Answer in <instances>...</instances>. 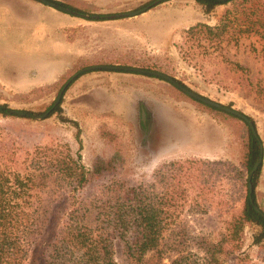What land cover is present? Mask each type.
<instances>
[{
	"label": "trees",
	"instance_id": "trees-1",
	"mask_svg": "<svg viewBox=\"0 0 264 264\" xmlns=\"http://www.w3.org/2000/svg\"><path fill=\"white\" fill-rule=\"evenodd\" d=\"M51 1L77 12H90L71 0ZM196 2L210 12L219 4H236L238 0ZM235 10V5L226 8L216 25L198 22L189 27L184 31L185 40L201 32L209 38L229 34ZM251 14L255 18L239 31L255 34L264 42V13L254 9ZM229 63L238 73L237 83L248 92L255 91L248 67L237 61ZM124 64L154 69L144 63ZM69 78L64 75L61 80ZM55 85L40 90L49 93ZM172 86L178 99H189L218 122L236 129L235 160L173 159L161 163L148 178L137 179L126 169L127 159L119 152L96 155L87 166L69 144L46 142L28 147L9 124L0 122V264H166L164 260L176 249L179 252L167 264H248L244 250L247 226L258 227L253 243L264 247V217L255 208L257 204L264 212L257 197L263 164L251 178L260 141L240 117ZM11 110L3 104L0 116L24 120L36 114L25 110L23 116ZM60 110L61 102L47 107L49 116ZM100 133L109 143L119 141V135L105 123ZM212 210L228 216L226 232L202 255L193 249L199 240L189 232L186 218Z\"/></svg>",
	"mask_w": 264,
	"mask_h": 264
},
{
	"label": "rangeland",
	"instance_id": "rangeland-1",
	"mask_svg": "<svg viewBox=\"0 0 264 264\" xmlns=\"http://www.w3.org/2000/svg\"><path fill=\"white\" fill-rule=\"evenodd\" d=\"M71 1L81 4L89 13L106 15L141 9L155 0ZM184 1L167 0L155 5L147 11L149 16L146 18L134 16L89 20L71 15L74 23L68 28L65 37L75 46L76 63L65 74L66 78L81 68L100 62L114 65H125L124 62L144 63L154 67L153 70L183 81L193 91L251 117L264 144V42L255 34L239 31L247 27L250 18H255L251 14L252 10L264 13V0H238L236 4H219L206 13L204 22L216 25L225 9L235 5L229 34L209 38L205 32H201L185 40L184 31L178 28L171 42L164 39L158 42L148 31L153 19L161 15L163 8L170 3L182 5ZM200 7L205 9L202 5ZM230 60L248 67L247 75L256 86L255 91L248 92L237 83L238 73L231 68ZM111 71H89L77 78L75 85L71 88L69 86L64 92L61 110L45 118L37 116L49 113L47 107L57 99L65 83L63 80L57 82L55 89L49 93L44 90L14 93L0 88L1 105L7 104L11 109L32 110L36 113L33 119L24 120L0 116V122L9 124L20 139L24 138L23 144L28 147L46 142L69 144L73 152L81 154L87 166L96 155L108 156L119 152L125 155L126 169L133 177L148 178L169 155L158 145L157 126L148 127L147 119L143 127L140 107L137 104L131 107L130 93L133 91L136 99L146 101L145 107L148 109L152 108V100H156L154 102L159 101L163 109L183 111L185 117L190 116L192 120L198 121L192 126L189 137L179 136L174 139V145H167H180L173 152V155H178L175 157L237 158L236 129L231 124L218 122L187 98L178 99L172 84L164 79L146 74ZM40 112L43 113L38 114ZM154 112H157L155 108ZM104 123L119 135L118 143H109L101 136L100 127ZM198 141L208 144L200 145ZM198 145L204 148L199 149ZM198 154L205 157L194 156ZM262 164L264 170V158ZM262 177L258 188L264 182ZM261 193L259 190V195ZM226 219L228 216L220 215L217 210L187 217L189 232L199 240L197 249L195 246L193 249L202 254L211 243L219 241L226 232ZM257 230L255 225L245 229L244 250L248 255V264H264V247L260 248L253 243V234ZM178 252V249L172 250L174 254L163 263H169ZM117 257L120 262H124L121 255Z\"/></svg>",
	"mask_w": 264,
	"mask_h": 264
},
{
	"label": "crops",
	"instance_id": "crops-1",
	"mask_svg": "<svg viewBox=\"0 0 264 264\" xmlns=\"http://www.w3.org/2000/svg\"><path fill=\"white\" fill-rule=\"evenodd\" d=\"M184 2L182 5L170 3L163 8L161 15L153 19L148 31L158 42L164 39L169 43L178 28L185 31L196 23L206 20L207 12L196 0ZM147 14L146 11L137 16L146 18L149 16ZM71 15L37 0H0V88L12 90L14 93H30L55 85L61 80L76 63L75 46L65 37L68 28L74 23ZM63 36L65 38H62ZM120 72L131 74V72ZM76 81L74 80L69 88L73 87ZM135 97L132 91L131 107L143 101L142 98ZM154 101L156 100H152L150 106L152 111L156 109L155 114L159 122L157 121V125L154 123L153 127L157 126L160 149H164L169 155L162 161L163 163L178 158L173 152L180 145L169 147L167 145L169 143L174 145V139H178L179 136L189 137L192 126L198 121L192 120L190 116L185 117L186 113L183 111L165 110L158 100V103ZM198 142L200 145L208 144L205 141ZM197 147L204 148L199 145ZM194 156L205 157L199 154ZM262 176L264 179L263 174ZM258 187V201L264 207V182L260 188ZM259 190L262 191L260 195Z\"/></svg>",
	"mask_w": 264,
	"mask_h": 264
},
{
	"label": "water",
	"instance_id": "water-1",
	"mask_svg": "<svg viewBox=\"0 0 264 264\" xmlns=\"http://www.w3.org/2000/svg\"><path fill=\"white\" fill-rule=\"evenodd\" d=\"M40 2L54 7L56 9H59L61 11H64L66 13L72 14V15H76L79 17H82L84 19H89V20H101V18H106V19H118V18H125V17H134L137 15H140L141 13H144L146 11H148L149 9H151L152 7H154L155 5H158L164 1L167 0H155L153 1V3L141 8V9H135V10H131V11H126V12H120V13H115V14H106L101 16V14L99 13H81V12H77L74 11L68 7H65L63 5H60L56 2H53L51 0H39ZM221 2H228L231 0H219ZM92 70H116V71H125V72H132V73H139V74H146V75H151V76H155L161 79H164L166 81H168L169 83H172L173 85H175L176 87H178L179 89H181L183 92L187 93L189 96L193 97L194 99L203 102L207 105H210L212 107H215L217 109H220L222 111L234 114L238 117H240L241 119H243L244 121H246V123L249 125L252 133L257 137V139L260 141L259 145H260V155L258 157V159L256 160L252 170H251V178L253 177L254 173L256 172L257 168L259 167L260 164H262L263 162V158H264V144L258 134L257 128L253 122V120L246 115L245 113L234 109L231 106L225 105L221 102L215 101L213 99H210L196 91H193L192 89L180 84L174 77H172L171 75H168L164 72L161 71H157V70H150V69H144V68H140V67H135V66H129V65H114V64H94V65H90L84 68H81L79 71H77L75 74H73L62 86L57 99L54 101V106H57L58 104H60L61 99L64 95V92L66 91V89H68V87L71 85V83L76 80L81 74L88 72V71H92ZM2 108V105L0 104V109ZM12 113H17L19 115H26V112L23 110H16V109H12L11 110ZM48 112L43 113L42 115L37 116L38 118H45L48 117ZM249 191H250V199L251 201H253V197H252V192H253V183L250 182L249 185ZM255 208L256 210L261 213V215L264 217V212L262 211V209L260 208L259 205L255 204Z\"/></svg>",
	"mask_w": 264,
	"mask_h": 264
},
{
	"label": "flooded vegetation",
	"instance_id": "flooded-vegetation-1",
	"mask_svg": "<svg viewBox=\"0 0 264 264\" xmlns=\"http://www.w3.org/2000/svg\"><path fill=\"white\" fill-rule=\"evenodd\" d=\"M145 104H147V103L145 100H143V101H140L137 105V107L138 106L140 107V114H141V121H142L141 124L143 125V127H145L147 124L146 123L147 119H148L149 120V126L148 127H151V125L153 126L154 123H157L158 117H157V114L155 115V112L152 111V109L146 108Z\"/></svg>",
	"mask_w": 264,
	"mask_h": 264
}]
</instances>
